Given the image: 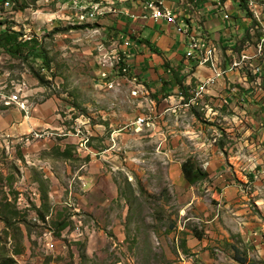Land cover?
<instances>
[{"label": "rangeland", "instance_id": "rangeland-1", "mask_svg": "<svg viewBox=\"0 0 264 264\" xmlns=\"http://www.w3.org/2000/svg\"><path fill=\"white\" fill-rule=\"evenodd\" d=\"M8 2L0 30L47 66L0 49V264H264V109L237 77L200 94L208 74L183 67L167 96L181 60L147 56L159 30L129 0Z\"/></svg>", "mask_w": 264, "mask_h": 264}, {"label": "built area", "instance_id": "built-area-1", "mask_svg": "<svg viewBox=\"0 0 264 264\" xmlns=\"http://www.w3.org/2000/svg\"><path fill=\"white\" fill-rule=\"evenodd\" d=\"M133 3L137 16L122 13L172 28L185 49L181 56L184 68L191 70L194 65L208 74L200 85V94L219 81L230 85L234 83L231 77H237L242 93L264 109V0H137ZM99 5L96 2L90 17L105 14ZM208 21L217 22L218 28L211 30L206 25ZM120 38L124 50L122 58L117 56L115 63L117 72L126 73V60L131 57L126 50L131 39L123 35ZM16 100V94L9 97L10 102ZM142 122L138 120L139 125Z\"/></svg>", "mask_w": 264, "mask_h": 264}, {"label": "trees", "instance_id": "trees-1", "mask_svg": "<svg viewBox=\"0 0 264 264\" xmlns=\"http://www.w3.org/2000/svg\"><path fill=\"white\" fill-rule=\"evenodd\" d=\"M8 1L9 0H0V4ZM20 35L21 34L19 32L13 31L9 28L0 30V49L10 57L19 58L23 61L27 59L39 60L44 66H47V55L43 48L39 45L38 41L34 38L22 40ZM148 47L153 54L158 56L162 55L157 48L151 46L150 44H148ZM162 66L165 72L170 73V80L162 82L163 90L168 92L166 95L170 96L169 93L174 86H178L179 89L183 90L182 81L184 77L181 71L184 69V66L180 64L174 68L169 62H164ZM194 67V65L191 66L192 73ZM181 173L188 185H194L206 177L205 172L189 162L182 164Z\"/></svg>", "mask_w": 264, "mask_h": 264}, {"label": "crops", "instance_id": "crops-1", "mask_svg": "<svg viewBox=\"0 0 264 264\" xmlns=\"http://www.w3.org/2000/svg\"><path fill=\"white\" fill-rule=\"evenodd\" d=\"M129 1L131 2L130 5L131 6H134V3L133 2L134 1H137V0H129ZM127 7H129V4L128 3H127ZM216 24H217V22H215V21H212V22L208 21V22H206L207 27H210L211 30L218 28V26H216ZM146 26L148 28L152 29V30H155V29H158L159 30L157 32L154 31L155 32V35H154V37H153V39L151 41H148V40H145V41H148V43L151 46L157 48L162 53L161 56L155 55V54H153L150 51L149 47L146 46L148 48V54H147L148 57H151L152 60L156 61L157 59H160V57L166 55V57H167V59L169 61H171V59H173V61H178L179 59L181 60V55L180 56L178 55V53H179L178 51H180V49H184L183 48V44L181 43L180 37L173 33L172 28H170L169 26L162 25L160 23L159 24L158 23L157 24H155V23H152L151 24L149 22L146 24ZM167 33L173 35V38L177 40V43L178 44H176L175 42H172V41H168L167 43L162 44V45L157 44V42L155 41L156 37L159 34L160 35L161 34L163 35V34H167ZM176 45L179 46L178 49H177ZM175 48H176V50H175ZM181 64L183 65L182 60H181ZM197 69H199V68H197ZM220 82L221 81H219V83Z\"/></svg>", "mask_w": 264, "mask_h": 264}]
</instances>
